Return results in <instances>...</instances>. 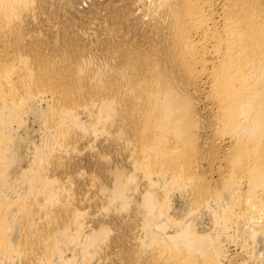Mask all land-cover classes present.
I'll return each mask as SVG.
<instances>
[{
	"label": "bare ground",
	"instance_id": "obj_1",
	"mask_svg": "<svg viewBox=\"0 0 264 264\" xmlns=\"http://www.w3.org/2000/svg\"><path fill=\"white\" fill-rule=\"evenodd\" d=\"M0 264H264V0H0Z\"/></svg>",
	"mask_w": 264,
	"mask_h": 264
},
{
	"label": "rangeland",
	"instance_id": "obj_2",
	"mask_svg": "<svg viewBox=\"0 0 264 264\" xmlns=\"http://www.w3.org/2000/svg\"><path fill=\"white\" fill-rule=\"evenodd\" d=\"M26 119H27V117H26ZM23 120H25V119H23ZM21 124H22L21 129H24V130H19V132H21L20 134L24 135L25 133H27V131H26V130H27V127H26V126H27V125H26V124H27V120H26V121H22ZM29 124H30V123H29ZM30 126H31V127H30ZM33 127H34V126H33ZM33 127H32V125L30 124V125H29V128H31V129H29V131L31 130V131H30L31 135H33V138L38 142V138H36V137H37V134L34 133V132L32 131V130H34ZM32 133H33V134H32ZM34 134H35V135H34ZM227 244H228V243H227ZM227 244L224 245V248H225V249H228L229 252H234V251L236 250V248H235L233 245H231V244H228V245H227ZM234 248H235V249H234Z\"/></svg>",
	"mask_w": 264,
	"mask_h": 264
}]
</instances>
